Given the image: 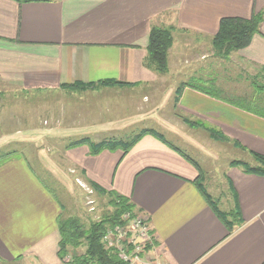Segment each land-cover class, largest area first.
Masks as SVG:
<instances>
[{"label": "crops", "instance_id": "crops-1", "mask_svg": "<svg viewBox=\"0 0 264 264\" xmlns=\"http://www.w3.org/2000/svg\"><path fill=\"white\" fill-rule=\"evenodd\" d=\"M257 12L264 0H0V259L64 264L58 219L65 201L56 190L74 195L73 173L81 172L148 218V251L162 264H264V175L231 166L244 159L228 162L216 199L221 210L239 211L241 223L230 231L194 182L200 170L182 155L198 164L204 184L197 157L218 160V144L247 150L253 166L254 152L264 155L262 84L251 83L253 93L232 88L235 100L225 99L217 74L226 60L248 80L264 78V18L251 43L228 59L212 45L221 18ZM155 26L174 38L163 75L144 64ZM186 76L208 81L216 95ZM79 83L95 85L71 86ZM20 98L25 103L14 104ZM168 104L171 116L162 115ZM91 105L107 114L95 117ZM144 128L178 150L152 133L127 153L92 155L88 145H72L85 137L129 140Z\"/></svg>", "mask_w": 264, "mask_h": 264}, {"label": "trees", "instance_id": "trees-1", "mask_svg": "<svg viewBox=\"0 0 264 264\" xmlns=\"http://www.w3.org/2000/svg\"><path fill=\"white\" fill-rule=\"evenodd\" d=\"M21 2H44L51 0H19ZM264 18V12L254 13L250 18L243 17H223L219 23V29L213 36L212 45L214 54L217 57L228 59L234 52L247 47L253 36L260 31V25ZM174 42L173 33L170 29L162 27H152L149 34V42L147 45V56L144 64L148 68L165 74L169 70L168 54ZM116 80H104L102 84H119ZM95 84H72L76 89H86ZM264 90V85L260 86ZM207 93L216 95V91L205 89ZM214 88V87H213ZM211 134L217 138L226 140L218 130L211 129ZM152 133L161 141L165 142L170 147L172 146L164 137V135L155 129L144 128L140 130L129 140H103L101 142L91 141L88 137L81 138L72 143L73 146L88 145L90 153L97 155L104 149L116 150L121 148L124 153H127L145 134ZM177 149V148H175ZM178 150V149H177ZM193 165L200 170L199 178L194 182L199 187L200 191L205 195L216 213L223 219L230 231L234 225L241 223L239 211L233 209L223 211L219 208L218 199L214 198L207 190L204 184L205 174L200 169L198 164L190 159L186 154H182ZM254 156L259 162L258 165H251L243 160L231 161V166H240L246 172L264 175V155L254 152ZM91 187L103 194H108L111 198L109 203L114 206V211L99 220L91 222L89 227L84 226L81 219L78 217L60 215L58 219L59 230L61 234L59 256L64 261L67 256L71 258L73 264H127L119 256V253L114 248H108L103 241V237L107 228L122 224L123 214L126 211L138 212L134 204L128 197L108 191L93 180H88ZM82 250V251H81Z\"/></svg>", "mask_w": 264, "mask_h": 264}, {"label": "rangeland", "instance_id": "rangeland-1", "mask_svg": "<svg viewBox=\"0 0 264 264\" xmlns=\"http://www.w3.org/2000/svg\"><path fill=\"white\" fill-rule=\"evenodd\" d=\"M218 65L220 66L217 69L218 71L217 74L218 77H220V81L224 84V88L221 87L224 95H220V96L224 97L225 99L235 100V96L232 93H230L233 90L232 88H237L238 90H242V91L251 90V92L253 93L256 87L254 84L251 85V83L256 82L259 85L260 84L264 85V78L259 77L257 80L256 79L248 80L246 75L239 74V70L236 67H234V64L230 63V61L225 60L224 62L219 63ZM176 67L177 68L180 67V64L179 65L177 64ZM184 80L199 86L203 85V87L207 89L215 90L213 86L210 85V83H208V81L205 82L203 80H196L188 76H186ZM114 97L116 99V103H121L120 106L123 105L122 99L116 98L117 96H112L111 99ZM106 99L111 100L109 98ZM16 102L19 103V105H23V103H25V99L20 98L17 101L15 100L14 104ZM32 102L38 103V99L33 100ZM102 104L104 106L105 102L102 101ZM91 106H92L91 111L93 112L95 117H99V116L103 117L107 114L106 112H103V110H99L100 106H96V105H91ZM96 107H98L97 108L98 110L94 111ZM160 112L162 115L171 116V105L170 104L166 105L163 111ZM201 134H204V132H202ZM125 138L130 139V136ZM169 139H171L170 136ZM115 140H119V139H115ZM217 146L218 148L216 149L218 150L217 153L219 154L218 160H213L209 157H206L205 155H203L201 158L197 157L198 161L201 163L204 171L207 174L206 175L207 181L205 182L206 188L209 191V193L213 195L214 198H216L221 192L220 189L221 187L218 182L221 180L220 178L224 173V171H226L228 162L230 160L244 159L245 162L248 161L249 164L251 163V165L254 164L255 162L253 161V158L249 156V153L246 152L247 150L244 151L241 148L236 149L231 143L224 142L222 144H218ZM183 148L196 157V154H194L190 148L188 147L186 148L183 147ZM73 179L78 184L74 195L69 196L67 194V191L62 189L63 187H59L56 190L58 196L65 201V210L63 214L64 216L78 217L81 219L84 226L89 227L91 222L99 220L100 218H103L114 211V206H112L109 203L111 197L108 194H103L94 190L89 184V181L85 178V176H82L81 172L73 173ZM56 184H54L55 187ZM24 263L25 261L22 260L16 263H10L0 259V264H24Z\"/></svg>", "mask_w": 264, "mask_h": 264}, {"label": "built area", "instance_id": "built-area-1", "mask_svg": "<svg viewBox=\"0 0 264 264\" xmlns=\"http://www.w3.org/2000/svg\"><path fill=\"white\" fill-rule=\"evenodd\" d=\"M123 223L107 228L103 237L108 248L118 251L120 258L127 264H162L149 254L154 246V235L148 218L139 213L126 211ZM64 264H73L67 256Z\"/></svg>", "mask_w": 264, "mask_h": 264}]
</instances>
